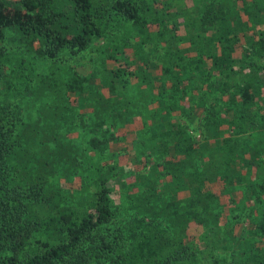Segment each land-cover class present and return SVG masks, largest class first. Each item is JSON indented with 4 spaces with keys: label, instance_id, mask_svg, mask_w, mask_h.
Listing matches in <instances>:
<instances>
[{
    "label": "trees",
    "instance_id": "16d2710c",
    "mask_svg": "<svg viewBox=\"0 0 264 264\" xmlns=\"http://www.w3.org/2000/svg\"><path fill=\"white\" fill-rule=\"evenodd\" d=\"M174 1L0 0V264H264V0Z\"/></svg>",
    "mask_w": 264,
    "mask_h": 264
},
{
    "label": "rangeland",
    "instance_id": "374dc122",
    "mask_svg": "<svg viewBox=\"0 0 264 264\" xmlns=\"http://www.w3.org/2000/svg\"><path fill=\"white\" fill-rule=\"evenodd\" d=\"M174 2L178 3V4H181L182 1L180 0V2L178 0H175ZM183 4H186L187 6L189 7H192V3L185 0L183 2ZM180 7V6H178ZM103 43L102 39H100L98 42L95 43V48H97L99 45H101ZM2 46H6L5 44L1 43L0 44V47ZM148 48V47H146ZM95 50V49H94ZM93 51H85L81 54H79L78 56L76 57H72V58H69V59H63V64L64 65H67L68 67H70V69H72V71L76 72L78 75H80L81 77H88L91 75L92 73V66H93V62L97 59V54H96V51L94 52ZM22 55L19 53L17 55H15V59L13 61L16 60V62H14L15 64L17 63V60H21L22 59ZM25 60H26V66H28V70L31 71V72H28L30 73V75L32 74H45L47 68L49 67L50 65V61H42V60H32L31 58H26V57H23ZM20 87H23L21 84H20ZM21 90L24 92V89L21 88ZM27 106V105H26ZM24 109V112L27 113L29 116L30 119H34L35 117H37V113L35 112L36 110L33 109L32 107L30 106H27V107H23ZM75 126L77 129L75 130H72L69 135H66V139L68 140V142L70 143H77L78 142V139H79V127L81 126V123L80 122H75ZM74 145V144H73ZM76 147V145H74ZM82 147L80 148L79 147V151L78 153H76V156L78 158V162L80 165H88L89 163L87 164H84L82 163L83 161L85 162H92L93 160L91 159H88L86 160L87 158H79V155H81L82 153ZM91 154H87V156H90ZM263 161H264V158H263ZM86 169V168H85ZM85 169H80V173H81V177L84 176L85 173ZM88 174V173H87ZM73 179V176H69V178L65 181L63 180L62 178L58 179V183H59V186L62 188L63 192L66 193V192H69L70 191V188L71 189H77L79 186H81L78 182V179H76L74 182L72 183H68V181L72 180ZM86 178H84V182L87 180H85ZM82 182V181H81ZM246 217H242L241 220L244 222V224L247 223Z\"/></svg>",
    "mask_w": 264,
    "mask_h": 264
}]
</instances>
